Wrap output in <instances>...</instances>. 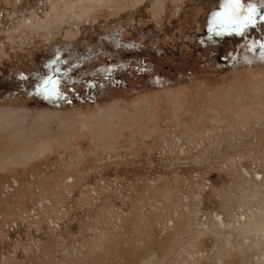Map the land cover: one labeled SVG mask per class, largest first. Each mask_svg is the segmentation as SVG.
Listing matches in <instances>:
<instances>
[{
	"label": "rangeland",
	"instance_id": "obj_1",
	"mask_svg": "<svg viewBox=\"0 0 264 264\" xmlns=\"http://www.w3.org/2000/svg\"><path fill=\"white\" fill-rule=\"evenodd\" d=\"M226 2L0 0V264H264V0Z\"/></svg>",
	"mask_w": 264,
	"mask_h": 264
},
{
	"label": "snow or ice",
	"instance_id": "obj_2",
	"mask_svg": "<svg viewBox=\"0 0 264 264\" xmlns=\"http://www.w3.org/2000/svg\"><path fill=\"white\" fill-rule=\"evenodd\" d=\"M241 3L240 0H227L224 11L218 14L217 22L218 23H226L230 22L231 24H236L237 17L240 15ZM248 15L244 17L245 22H251L253 13L255 12L254 8H249L247 10ZM48 83H52L51 79Z\"/></svg>",
	"mask_w": 264,
	"mask_h": 264
}]
</instances>
